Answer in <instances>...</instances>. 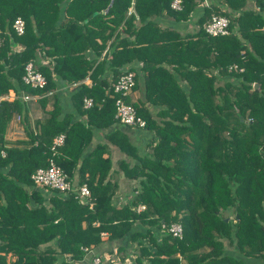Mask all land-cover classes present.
Returning <instances> with one entry per match:
<instances>
[{
  "label": "trees",
  "instance_id": "obj_1",
  "mask_svg": "<svg viewBox=\"0 0 264 264\" xmlns=\"http://www.w3.org/2000/svg\"><path fill=\"white\" fill-rule=\"evenodd\" d=\"M170 2L0 0V264H77L106 242H116L118 255L107 264H248L224 252L226 240L264 257V1L255 9L250 0H182L179 10ZM200 6L191 34L159 23L185 21ZM214 14L229 18V34L204 30ZM39 53L51 60L41 63ZM29 61L45 76L43 87L23 81ZM134 62L146 89L133 105L152 133L144 152L114 116L120 94L112 83L128 68L137 88L136 68L127 67ZM59 84L72 86L70 109ZM21 92L51 102L34 128ZM15 117L26 134L10 139ZM95 129L105 140L86 152ZM108 143L124 153V177L138 182L124 204L116 201ZM50 158L75 185H88L90 200L33 183L31 173ZM175 222L181 237L168 231Z\"/></svg>",
  "mask_w": 264,
  "mask_h": 264
},
{
  "label": "built area",
  "instance_id": "obj_2",
  "mask_svg": "<svg viewBox=\"0 0 264 264\" xmlns=\"http://www.w3.org/2000/svg\"><path fill=\"white\" fill-rule=\"evenodd\" d=\"M204 3L207 4V0H204ZM170 5L174 9L179 10L182 8V0H171ZM228 24L229 18L227 16L214 14L212 15L211 19L204 24V30L210 35L229 34L230 30L228 28ZM12 25L17 33H23L25 29V21L22 17H16ZM1 32L2 31L0 28V43L2 42ZM127 69H125L126 71L121 73L112 83L113 90L120 94L115 98L114 101V116L121 124L142 128L145 126L146 120L137 113L135 106L125 99V96L135 83L134 72L132 70L128 71ZM22 79L24 82L38 87H43L46 83L45 76L40 70L36 68L32 61H29L25 64ZM21 96L23 99L30 97L27 94H22ZM92 102L93 99L91 97L84 98L85 107H89ZM64 138V133H60L53 138L51 146L53 153L56 151L55 148L64 142ZM31 179L37 186L49 187L63 193H69L70 191H73L77 193L81 201L90 200V189L88 185L86 183L75 185V183L68 179V175L64 169L56 164L52 158H50L49 164L47 166L37 167L31 173ZM168 231L173 236H182V227L180 223L175 222L170 224ZM104 233L106 234V232H102V235ZM87 251H91V249H88ZM88 264L107 263L99 254H95L91 257Z\"/></svg>",
  "mask_w": 264,
  "mask_h": 264
},
{
  "label": "crops",
  "instance_id": "obj_3",
  "mask_svg": "<svg viewBox=\"0 0 264 264\" xmlns=\"http://www.w3.org/2000/svg\"><path fill=\"white\" fill-rule=\"evenodd\" d=\"M255 0H250L249 4L250 6L255 5ZM202 7L200 6L199 9L195 12V14H193L189 19L185 20V21H175L171 18H167V21H160L159 23L162 26H167L169 28H174L176 29L179 33L180 36H185L187 33H193L195 31H197L198 29V24L196 23V13L201 9ZM110 41V40H109ZM22 48L21 44H15L13 45V50H20ZM90 54L92 52V50L88 51ZM38 60L41 61V63H47L49 60H51V57L48 55H41L39 53L38 55ZM173 65V64H172ZM127 67H134L136 68L135 72H137V78H138V86L137 88H133L131 89L127 95L125 96V99L130 102V103H136L139 102L141 99L144 100L145 97V84H144V80L143 77L141 75V73L137 70L138 67L135 64V62L132 65H129ZM106 73H108V75H111V71L110 70H105ZM173 72H175L173 70ZM178 77V74L176 75ZM84 82L87 84H90V78L86 77L84 79ZM181 85H185L184 81H181ZM72 88V86H68V85H58V91L59 94L63 97V101H64V110L66 109H70L71 103H70V98H69V90ZM25 94L23 92H21V95ZM27 95H29L30 97H28L27 99H23L22 96L21 98L25 101L26 103V107H27V114L29 117V123L31 125L32 128H34V120L37 118H41L47 115L46 110L49 109L51 107V102L50 100L46 102V104H43V102L39 101L40 99V94H31V93H27ZM16 96V93H14V90L10 89L9 90V94L6 95L7 98H13ZM149 103V102H147ZM155 107V106H154ZM124 129L129 133V137L132 140V142L138 146V149L141 152H144L146 150V145L148 143V141L151 139L152 133L145 130L143 127L139 128V127H124ZM25 130H24V126L23 124L18 120V118H13V120L11 121V125L10 128L7 132V136L10 139H16V138H23L25 137ZM99 140H105L103 139L102 134H100V132L98 131V129H95L94 131V136L93 139L90 143V145L87 147L86 152H88L90 149L93 148L94 144L96 142H98ZM110 154L111 158H112V162L114 167H112V173H114L116 176H114L115 179L119 180V175L121 177L124 176L122 170L118 171L117 167L115 166V163L117 161L118 158H122L124 156V153L122 154L121 151L112 143H108V149L107 151L104 152V155L106 154ZM119 162V161H118ZM119 178V179H118ZM122 179L119 180V183L121 182ZM45 190V189H44ZM131 194H126L125 192L122 193V190L119 192L118 196L116 195V201L118 204H122L123 202H127L129 201V199L131 198ZM231 217V214L229 215ZM228 217H225V220H228ZM121 242H123L128 249H126L127 252V257L126 260L127 261H132V252L130 249V243L129 241H126L125 239H123ZM116 242H113L110 245V242H106V243H102L100 244L98 247H96L97 253L103 257V259L105 260V262H108V260H106V257L108 253V250L110 248V246L114 247V244ZM116 246V245H115ZM224 252L228 255H233L235 257H238L240 259H242L243 261H245L248 264H264V257H260V256H247L244 255L243 252H240L239 249L237 248V246L232 245L230 243H228V241L226 240L224 242ZM94 250V251H96ZM106 255V256H105ZM111 256H113V253L111 254ZM118 256V255H116ZM115 257V256H113ZM117 259V257H115ZM89 260V254L86 255L83 259V261H80L77 264H87L86 262Z\"/></svg>",
  "mask_w": 264,
  "mask_h": 264
},
{
  "label": "rangeland",
  "instance_id": "obj_4",
  "mask_svg": "<svg viewBox=\"0 0 264 264\" xmlns=\"http://www.w3.org/2000/svg\"><path fill=\"white\" fill-rule=\"evenodd\" d=\"M253 7H255V9H260L259 8V5H257V4H255V5H253ZM233 69H235V66L234 67H232ZM242 69V68H241ZM240 69V70H241ZM122 154H123V152H121ZM121 158V157H120ZM120 158H118L117 159V161H116V163H115V166L118 168L117 170L118 171H120V170H122V168H121V166L119 165V159ZM113 167H114V165H113ZM114 176H116L114 173H112V179L113 180H115L116 182H118V184H119V186L117 187V191H116V195L118 196V194H119V192L122 190V193H126V194H131L132 196L134 195V192H131L132 191V188H135L137 185H138V182H134V181H129L128 179H126L124 176L123 177H121L120 175H119V178L120 179H122L121 180V182L122 183H119V180H117V179H115L114 178ZM124 203H126V202H123L122 204H124ZM142 208H144V205L143 204H139V206L137 207V209H142ZM107 236V234H103V237H106ZM113 256H115L116 257V252H115V245H114V247H113ZM111 252H109V250H108V253H106L107 254V256L106 257H104V258H106V260H111V259H113L114 260V258L115 257H113V256H111V254H112Z\"/></svg>",
  "mask_w": 264,
  "mask_h": 264
},
{
  "label": "water",
  "instance_id": "obj_5",
  "mask_svg": "<svg viewBox=\"0 0 264 264\" xmlns=\"http://www.w3.org/2000/svg\"><path fill=\"white\" fill-rule=\"evenodd\" d=\"M254 87H259V83L258 82H255L254 83ZM147 106L152 107V105L150 103H147Z\"/></svg>",
  "mask_w": 264,
  "mask_h": 264
}]
</instances>
